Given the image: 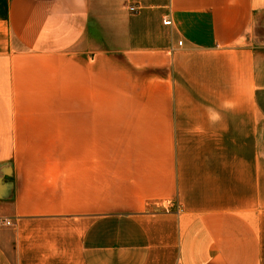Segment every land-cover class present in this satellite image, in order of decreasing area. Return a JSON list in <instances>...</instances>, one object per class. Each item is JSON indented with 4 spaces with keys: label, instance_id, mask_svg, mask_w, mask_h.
Listing matches in <instances>:
<instances>
[{
    "label": "crops",
    "instance_id": "1",
    "mask_svg": "<svg viewBox=\"0 0 264 264\" xmlns=\"http://www.w3.org/2000/svg\"><path fill=\"white\" fill-rule=\"evenodd\" d=\"M0 132V264H264V0H0Z\"/></svg>",
    "mask_w": 264,
    "mask_h": 264
},
{
    "label": "rangeland",
    "instance_id": "2",
    "mask_svg": "<svg viewBox=\"0 0 264 264\" xmlns=\"http://www.w3.org/2000/svg\"><path fill=\"white\" fill-rule=\"evenodd\" d=\"M40 123L44 124L40 128L35 126L32 128L29 122L19 123L27 128L8 131L6 135L9 137V142L63 139L62 125H57L56 122H51V125H45L48 123L46 120ZM3 137V132H0V142H4V139L2 140Z\"/></svg>",
    "mask_w": 264,
    "mask_h": 264
},
{
    "label": "built area",
    "instance_id": "3",
    "mask_svg": "<svg viewBox=\"0 0 264 264\" xmlns=\"http://www.w3.org/2000/svg\"><path fill=\"white\" fill-rule=\"evenodd\" d=\"M129 10H133V8H130ZM7 225H9L10 223L9 222H6Z\"/></svg>",
    "mask_w": 264,
    "mask_h": 264
}]
</instances>
